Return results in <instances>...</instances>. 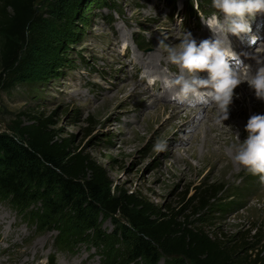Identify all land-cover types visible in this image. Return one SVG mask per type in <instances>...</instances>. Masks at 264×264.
Wrapping results in <instances>:
<instances>
[{"label":"rangeland","instance_id":"obj_1","mask_svg":"<svg viewBox=\"0 0 264 264\" xmlns=\"http://www.w3.org/2000/svg\"><path fill=\"white\" fill-rule=\"evenodd\" d=\"M197 1L37 0L24 62L13 75L0 69V133H13L29 116H50L58 138L74 134L73 148L106 169L110 195L124 191L156 211L178 212L188 227L254 254L264 250V183L232 157L234 142L247 136L245 116L264 115V104L256 106L253 89L240 83L228 119L217 123L203 95L177 99L178 89L165 84L186 71L168 60L159 39L170 46L187 32L197 43L215 39L204 21L217 10L201 0L200 11ZM250 26V33L227 34L236 53L229 62L254 71L255 61L243 55L264 48V13ZM154 54L163 60L149 58ZM239 107L245 113L234 119L230 112ZM233 121V137L217 139ZM158 140L165 151L154 150ZM211 187L212 203L201 208L197 200ZM30 191L21 205L0 195V264H152L130 253L137 232L119 214L86 209L87 222H75L68 206L45 214L36 186ZM157 254L155 264H191Z\"/></svg>","mask_w":264,"mask_h":264},{"label":"trees","instance_id":"obj_2","mask_svg":"<svg viewBox=\"0 0 264 264\" xmlns=\"http://www.w3.org/2000/svg\"><path fill=\"white\" fill-rule=\"evenodd\" d=\"M3 1L0 69L2 74L13 75L24 62L25 57L21 56L24 46L28 47L38 22L37 0ZM202 1H197L200 11L205 7L201 2L204 5L212 2ZM194 8L191 2L189 9L196 13ZM29 118V123H18L13 133H0V195L15 205H21L31 195L30 186H36L44 201L45 214L55 212L60 205L74 210L75 222H87L86 209L100 208L111 215L119 214L137 232L130 253L134 259L147 258L152 264L158 260V251L169 257L179 256L191 264H264V254L261 255L264 250L242 255L240 244L229 245L202 228L188 227L186 220H177L178 212L156 211L150 203L124 191L110 195L106 169L89 154L73 148L74 134L58 138L57 132L50 128V116ZM211 191L212 187L197 200L201 208L212 203L211 195L215 192Z\"/></svg>","mask_w":264,"mask_h":264},{"label":"clouds","instance_id":"obj_3","mask_svg":"<svg viewBox=\"0 0 264 264\" xmlns=\"http://www.w3.org/2000/svg\"><path fill=\"white\" fill-rule=\"evenodd\" d=\"M212 7L217 10L204 23L214 33L215 39H204L197 43L190 32H187L177 46L165 44L159 39V45L168 54V60L177 65L188 76L183 74L172 80H166L168 87L177 88V99L203 95L209 104L217 109V123L229 117V105L232 102L234 89L242 82L254 90L257 99L264 100V48H256L254 53H245L255 61L256 69L237 60L227 34L241 35L251 32L250 18L257 13H264V0H212ZM217 13L222 14L221 16ZM223 35V39L221 36ZM251 37L249 43H254ZM207 72V78L197 74ZM241 74L244 79H241ZM153 83L149 80V84ZM246 138L235 148L233 160L246 168L251 174L258 175L264 183V115H251L245 125ZM157 152L166 150V142L157 141L154 145Z\"/></svg>","mask_w":264,"mask_h":264},{"label":"bare ground","instance_id":"obj_4","mask_svg":"<svg viewBox=\"0 0 264 264\" xmlns=\"http://www.w3.org/2000/svg\"><path fill=\"white\" fill-rule=\"evenodd\" d=\"M158 57L159 58V60H163L161 57H162V55L160 54V55H158V54H154V55H150L149 56V58L150 57H152V58H154V57ZM243 58H245L246 60L248 59L249 60V58L250 57H248V56H246L245 55V53H244V55H243ZM158 60V61H159ZM161 64H162V62H160ZM256 67L257 66H255V69H256ZM255 69H254V71H255ZM202 73H204V72H200V73H198L197 75H202ZM181 74H183V75H186V74H188L187 72H182ZM188 76V75H187ZM241 88L242 89H248V88H250L249 86H248V84H247V82H242V85H241ZM251 89V88H250ZM252 90V89H251ZM254 91V90H253ZM255 97V100H256V106H260V105H263L264 104V100H260V99H257L256 98V96H254ZM241 107V106H240ZM239 107V109H235V110H233V111H231L230 112V115H233V118L234 117H237V116H241L243 113H245L244 112V110H242V108H240ZM246 118H247V120H248V118H249V116L248 115H246L245 116ZM235 119V118H234ZM238 125V124H237ZM233 127H236V122H230L229 124H228V126H225V129L224 130H218V132H217V139H224L225 140V142L227 143L228 142V140L230 139V138H232L233 137V132H232V130H233ZM245 130V129H244ZM241 139V138H240ZM219 141V140H218ZM234 147L236 148L237 147V142H234ZM263 192H264V190H263Z\"/></svg>","mask_w":264,"mask_h":264}]
</instances>
